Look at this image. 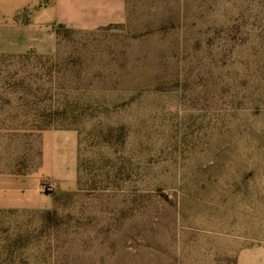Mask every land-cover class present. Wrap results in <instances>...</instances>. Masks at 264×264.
Returning a JSON list of instances; mask_svg holds the SVG:
<instances>
[{
  "label": "rangeland",
  "instance_id": "1",
  "mask_svg": "<svg viewBox=\"0 0 264 264\" xmlns=\"http://www.w3.org/2000/svg\"><path fill=\"white\" fill-rule=\"evenodd\" d=\"M126 4L0 54V173L77 143L76 189L0 208V264H264V0Z\"/></svg>",
  "mask_w": 264,
  "mask_h": 264
},
{
  "label": "crops",
  "instance_id": "2",
  "mask_svg": "<svg viewBox=\"0 0 264 264\" xmlns=\"http://www.w3.org/2000/svg\"><path fill=\"white\" fill-rule=\"evenodd\" d=\"M126 18V0H0V54H51L58 25L91 31L121 24ZM42 179L53 180L55 192L76 189L77 143L72 131L42 133L36 171L27 175L0 173V208H51L52 195L41 190Z\"/></svg>",
  "mask_w": 264,
  "mask_h": 264
},
{
  "label": "built area",
  "instance_id": "3",
  "mask_svg": "<svg viewBox=\"0 0 264 264\" xmlns=\"http://www.w3.org/2000/svg\"><path fill=\"white\" fill-rule=\"evenodd\" d=\"M41 187L44 191L48 193H53L56 191V184L51 180H43L41 182Z\"/></svg>",
  "mask_w": 264,
  "mask_h": 264
},
{
  "label": "trees",
  "instance_id": "4",
  "mask_svg": "<svg viewBox=\"0 0 264 264\" xmlns=\"http://www.w3.org/2000/svg\"><path fill=\"white\" fill-rule=\"evenodd\" d=\"M57 28H65V27H63L62 25H58V27ZM66 29V28H65ZM57 30V29H56Z\"/></svg>",
  "mask_w": 264,
  "mask_h": 264
}]
</instances>
